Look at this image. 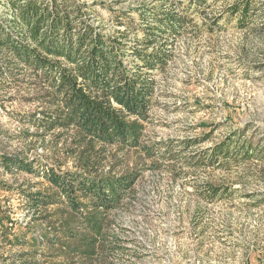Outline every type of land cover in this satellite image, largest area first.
<instances>
[{"label": "rangeland", "instance_id": "1", "mask_svg": "<svg viewBox=\"0 0 264 264\" xmlns=\"http://www.w3.org/2000/svg\"><path fill=\"white\" fill-rule=\"evenodd\" d=\"M233 1L206 0L197 8L188 7L189 0H67L108 35L119 30L141 38L126 26L129 19L138 21L137 9L187 6L191 21L171 37V59L155 74L154 104L141 138L151 154L81 139L80 147L102 172L138 174L108 213L104 243H95L90 258L62 244L34 246L40 264H264V0H252L258 9L244 28L229 16ZM0 15L10 18L6 0H0ZM118 15L126 25L115 23ZM23 95L20 85L0 91V151L50 163L62 158L72 140L62 136L55 145L58 130L42 144L18 138L27 127L21 117L37 108ZM225 140L230 142L225 160L209 163L206 149ZM247 148L250 158L242 155ZM65 167H73L71 160ZM14 179L37 182L42 191L48 186L33 174L0 173V210H9L8 227L25 237L23 249L32 247L33 236L50 231L48 225L77 229V218L61 199L47 208L46 223L26 229L22 198L6 187ZM208 184L220 194L208 197ZM58 240L75 242L62 234Z\"/></svg>", "mask_w": 264, "mask_h": 264}, {"label": "trees", "instance_id": "2", "mask_svg": "<svg viewBox=\"0 0 264 264\" xmlns=\"http://www.w3.org/2000/svg\"><path fill=\"white\" fill-rule=\"evenodd\" d=\"M189 1L188 7L206 3ZM6 4L10 18L0 15V91L20 85L24 87L20 97L37 103L35 110L21 117L27 127H22L18 138L42 144L45 135L58 130L55 145L62 136L72 142L62 152L64 156L52 163L1 150L0 173L25 172L47 183V191L37 189L38 183L28 179L4 184L22 198L26 229L46 223L50 216L46 210L58 204V199L77 218V229L47 224L50 231L40 238L33 236L32 247L23 249L25 237L8 227L13 223L9 210H0V264H40L34 249L39 245H66L68 252L90 258L95 243L103 244L106 239L103 226L109 211L120 205L138 174L133 170L102 172L91 153L80 147L81 139L151 154L141 141L142 123L154 104L155 74L162 73L171 59V37L191 21L189 9L180 5L137 9L138 21L129 19V23L115 16V23H127L142 35L130 38L125 31L104 33L86 12L67 0H6ZM257 9L252 0H234L227 7L240 28L249 26ZM221 18L220 14L216 20ZM229 144L225 140L206 149L207 161L225 160ZM242 155L253 156L248 148ZM69 160L72 168L65 167ZM219 190L212 184L205 187L210 198L220 194ZM58 234L75 242L56 241Z\"/></svg>", "mask_w": 264, "mask_h": 264}]
</instances>
